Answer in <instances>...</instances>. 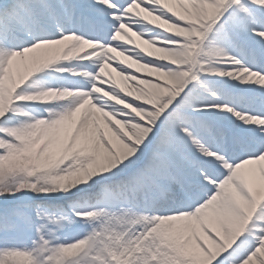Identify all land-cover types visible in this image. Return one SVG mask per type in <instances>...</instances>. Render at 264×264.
I'll return each mask as SVG.
<instances>
[{
	"label": "snow or ice",
	"instance_id": "6c2138e0",
	"mask_svg": "<svg viewBox=\"0 0 264 264\" xmlns=\"http://www.w3.org/2000/svg\"><path fill=\"white\" fill-rule=\"evenodd\" d=\"M0 264H264V0H0Z\"/></svg>",
	"mask_w": 264,
	"mask_h": 264
}]
</instances>
